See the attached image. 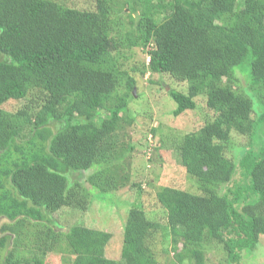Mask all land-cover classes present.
Wrapping results in <instances>:
<instances>
[{
  "label": "trees",
  "instance_id": "16d2710c",
  "mask_svg": "<svg viewBox=\"0 0 264 264\" xmlns=\"http://www.w3.org/2000/svg\"><path fill=\"white\" fill-rule=\"evenodd\" d=\"M95 2L87 11L53 0H0V264H49L52 252L64 264H160L161 230L179 264H207L213 244L224 252L218 264H238L264 237V0ZM133 45L148 48L149 72L188 85L186 93L168 92L174 117L196 110L199 97L209 113L178 146L199 193L169 186L157 193L164 229L132 206L118 261L106 254L110 232L83 225L64 232L52 214L86 210L81 178L90 170V192L132 183L136 148L117 135L136 86L118 55ZM33 92L41 102L1 108ZM234 134L248 143L230 158ZM239 172L244 184L230 188Z\"/></svg>",
  "mask_w": 264,
  "mask_h": 264
},
{
  "label": "rangeland",
  "instance_id": "374dc122",
  "mask_svg": "<svg viewBox=\"0 0 264 264\" xmlns=\"http://www.w3.org/2000/svg\"><path fill=\"white\" fill-rule=\"evenodd\" d=\"M53 1L79 10L94 11L96 8L95 0ZM128 12L125 9L124 13ZM133 16L137 20L139 13H135ZM118 58L120 68L136 80L133 90L134 98L129 102L128 111L124 121L121 122L117 135L120 142L125 145L134 144L136 148L129 168L132 183L115 192L101 193L94 189L90 192L91 186L87 183V178L94 170L85 172L81 179L88 190V194L85 195L86 210L63 208L54 212L52 217L55 224L58 223L56 226H60L64 232L75 225L110 232L113 237L106 248V254L109 259L119 261L127 214L132 206L142 207L149 220L160 223L164 229L168 222L167 211L158 203L157 193L168 186L199 193L195 181L187 175L181 165L178 146L184 135L197 131L206 123L209 111L205 99L199 97L196 110L186 111L179 117H174L173 112L176 104L170 99L168 92L174 89L186 93L188 85L175 83L168 75L149 72L145 67L148 62V48L133 45L122 51ZM142 72L145 74L143 75ZM238 76L241 80L243 79L240 72H238ZM118 93L120 95L126 93L125 84L119 87ZM42 98L43 94L33 92L26 99L9 101L1 108L9 112H16L23 106L31 104L32 101L41 102ZM109 114L108 111L102 110L100 120H107L110 117ZM128 117L133 118L130 125ZM152 128H158L159 132L155 136L150 133ZM146 143L150 144L149 150L145 149ZM247 143V138L234 134L229 145L231 147H228L230 148L227 153L228 157L236 156L237 148L246 146ZM232 146L236 147L232 149ZM151 148H153L152 152ZM240 173L236 174L234 184H230V188L244 184L245 178ZM163 233L165 230L158 233L155 241L159 263L179 264L173 256L170 239L165 238ZM179 247L181 250L182 245L180 244ZM207 247V264H218L225 257L220 245L213 244L211 249H209V245ZM166 251L168 254H165ZM62 256L59 253H49L46 263L64 264ZM238 264H264V237L260 239L254 252L243 254V258Z\"/></svg>",
  "mask_w": 264,
  "mask_h": 264
}]
</instances>
